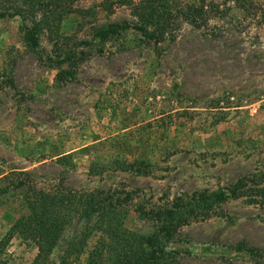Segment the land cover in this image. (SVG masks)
Here are the masks:
<instances>
[{
	"label": "rangeland",
	"instance_id": "374dc122",
	"mask_svg": "<svg viewBox=\"0 0 264 264\" xmlns=\"http://www.w3.org/2000/svg\"><path fill=\"white\" fill-rule=\"evenodd\" d=\"M173 1L204 4L207 20H180L175 40L160 44L134 30L94 36L136 20L122 0H72L59 35L42 34L37 47L20 17L0 18V264L36 254L11 230L28 187L116 191L124 225L149 233L156 220L146 216L236 182L242 194L177 225L168 249L179 264H264V196L254 194L264 187V0H253L256 15L235 0ZM116 159L144 160L149 172L115 170ZM77 227L47 264H85L96 236L60 258Z\"/></svg>",
	"mask_w": 264,
	"mask_h": 264
},
{
	"label": "trees",
	"instance_id": "16d2710c",
	"mask_svg": "<svg viewBox=\"0 0 264 264\" xmlns=\"http://www.w3.org/2000/svg\"><path fill=\"white\" fill-rule=\"evenodd\" d=\"M127 2L136 20L128 24L110 23L98 27L94 36L107 40L126 30H134L154 44L166 39L175 40L180 20L203 23L207 20L204 4L184 3L173 0H122ZM72 0H15L12 5L0 9V18L20 17L26 41L32 46L40 44V36L49 39L59 35L63 18L72 10ZM237 7L254 15L261 7L253 0H235ZM263 11V7L261 8ZM261 23H264V15ZM71 54L58 59L57 64L70 60ZM71 74V73H69ZM217 103V102H216ZM215 103V104H216ZM144 160L114 161L115 170H133L147 175ZM260 179V178H259ZM236 182L229 187L201 191L184 198L170 207L156 211L146 218H155V229L141 233L124 225L125 210L122 197L110 189L91 191H44L35 187L25 189L23 207L25 212L14 220L11 230L33 243L36 254L32 264H47L52 251L66 228L78 226L60 256L62 263L72 261L84 252L92 236L96 240L87 254L85 264H179L168 249L171 231L180 224L207 217L210 209L233 196L242 194ZM24 186L18 181L14 187ZM254 194L264 196V187L254 189Z\"/></svg>",
	"mask_w": 264,
	"mask_h": 264
}]
</instances>
